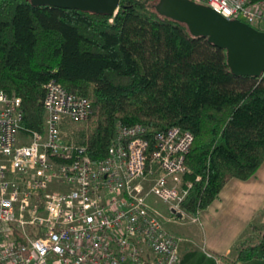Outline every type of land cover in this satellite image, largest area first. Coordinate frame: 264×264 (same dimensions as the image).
I'll use <instances>...</instances> for the list:
<instances>
[{
    "label": "trees",
    "instance_id": "obj_1",
    "mask_svg": "<svg viewBox=\"0 0 264 264\" xmlns=\"http://www.w3.org/2000/svg\"><path fill=\"white\" fill-rule=\"evenodd\" d=\"M156 1L119 0L110 15L0 0V89L20 96L23 132L43 129L49 79L85 97L90 113L75 141L94 160L118 121L190 131L186 206L202 210L229 178H248L264 160V75H234L224 48L158 13ZM221 257H264V223L253 220Z\"/></svg>",
    "mask_w": 264,
    "mask_h": 264
},
{
    "label": "built area",
    "instance_id": "obj_2",
    "mask_svg": "<svg viewBox=\"0 0 264 264\" xmlns=\"http://www.w3.org/2000/svg\"><path fill=\"white\" fill-rule=\"evenodd\" d=\"M195 1L264 30V0ZM44 89L43 129L26 132L20 96L0 89V264H182L168 224L200 222L183 179L192 133L118 121L94 160L61 129L85 120L89 101L54 79Z\"/></svg>",
    "mask_w": 264,
    "mask_h": 264
},
{
    "label": "water",
    "instance_id": "obj_3",
    "mask_svg": "<svg viewBox=\"0 0 264 264\" xmlns=\"http://www.w3.org/2000/svg\"><path fill=\"white\" fill-rule=\"evenodd\" d=\"M32 4L53 5L114 14L119 0H30ZM156 11L184 22L192 35H204L224 48L234 75H261L264 70V30L237 18H227L212 7L195 0H157ZM179 216L180 213L177 212Z\"/></svg>",
    "mask_w": 264,
    "mask_h": 264
},
{
    "label": "crops",
    "instance_id": "obj_4",
    "mask_svg": "<svg viewBox=\"0 0 264 264\" xmlns=\"http://www.w3.org/2000/svg\"><path fill=\"white\" fill-rule=\"evenodd\" d=\"M253 220L264 223V160L248 178H229L218 195L200 210V222L190 227L210 264H231L221 255L249 231ZM242 264H264V257H251Z\"/></svg>",
    "mask_w": 264,
    "mask_h": 264
},
{
    "label": "rangeland",
    "instance_id": "obj_5",
    "mask_svg": "<svg viewBox=\"0 0 264 264\" xmlns=\"http://www.w3.org/2000/svg\"><path fill=\"white\" fill-rule=\"evenodd\" d=\"M86 124V120L76 122L67 121L65 124L61 125L62 134L64 137L76 142V131L86 127ZM186 178L187 176L185 174L183 177L184 181ZM191 225L192 223H189L187 218H185V221L183 220L179 223L172 222L168 224L173 232L182 236L179 242L182 264H210V261L206 258L204 249L201 247L200 241L194 235L193 230H191ZM205 259L207 260L205 261Z\"/></svg>",
    "mask_w": 264,
    "mask_h": 264
}]
</instances>
